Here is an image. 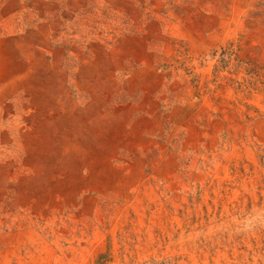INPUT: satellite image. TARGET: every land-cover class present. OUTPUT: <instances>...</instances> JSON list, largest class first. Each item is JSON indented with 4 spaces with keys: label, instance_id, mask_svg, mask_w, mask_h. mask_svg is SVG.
Returning a JSON list of instances; mask_svg holds the SVG:
<instances>
[{
    "label": "rangeland",
    "instance_id": "obj_1",
    "mask_svg": "<svg viewBox=\"0 0 264 264\" xmlns=\"http://www.w3.org/2000/svg\"><path fill=\"white\" fill-rule=\"evenodd\" d=\"M123 1L116 9L87 0L59 33L49 31V41L63 52L62 70L80 106L87 99L75 85L73 49L125 47L109 104L127 137L100 151L107 168L136 181L117 190L106 187L105 176L106 185L91 186L98 164L74 158L54 165L72 171L69 183L78 191L69 203L46 200L36 214L9 190L0 202V264H264V0ZM63 10L42 20L8 14L6 24L0 6V43ZM23 97L11 99L15 112ZM15 118L4 123L13 140L0 147V162L19 165L12 182L30 172L20 167L27 154Z\"/></svg>",
    "mask_w": 264,
    "mask_h": 264
},
{
    "label": "bare ground",
    "instance_id": "obj_2",
    "mask_svg": "<svg viewBox=\"0 0 264 264\" xmlns=\"http://www.w3.org/2000/svg\"><path fill=\"white\" fill-rule=\"evenodd\" d=\"M107 1L116 9L126 7L123 0ZM86 2L87 0H34L26 4L24 0H0L2 11L6 14V24L9 23L8 14L17 19L25 12L36 13L42 20L45 15L64 9L55 21H42L37 29L27 35L0 43V147H6L13 140L10 137L12 130L4 127V123L8 124L9 118L16 117L14 127L18 134L17 140L27 154L20 167L30 168L28 174L17 177V181L12 182L13 168L19 165L9 159L0 162V202L13 189L20 197V204L24 208H32L36 214L44 211L46 200L60 197L69 203L75 197V191H78L69 183L71 177L68 176L72 171L54 169V165L58 163L66 165L75 158L80 166L84 165V159L93 168L98 164V168L91 173V186L106 185V180L104 183V179L102 180L105 176L111 177L107 180L106 187L117 190H124L136 181L134 175L124 174L126 170L107 168L104 165L107 156L102 154L101 157L100 151L105 146H115V142L123 136L127 137L120 123L117 106L109 104V98L115 90L113 77L120 68L122 58L127 55L125 47L118 44L113 50H107L102 42H95L87 47V52L78 47L73 49L79 61L75 85L80 93L86 94L87 99L80 106L74 101L70 88L68 89L67 72L62 70L63 52L53 50L49 41V31L59 33L62 21L74 20ZM86 34L90 36V32ZM94 37L102 38V33L97 32ZM130 52L132 51H128ZM133 53L138 55L135 51ZM47 55L53 56L51 65L46 61ZM18 94H22L23 100L27 102L15 112L11 99ZM133 134L132 137L137 136V130ZM48 161L49 167L45 166ZM17 170L21 171L20 168ZM29 236L31 240L37 241L33 232ZM41 248L49 260L55 259L53 250L47 245L44 244ZM42 262L45 260L42 259Z\"/></svg>",
    "mask_w": 264,
    "mask_h": 264
}]
</instances>
